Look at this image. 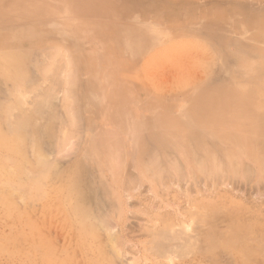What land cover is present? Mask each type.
Masks as SVG:
<instances>
[{
  "label": "rangeland",
  "instance_id": "rangeland-1",
  "mask_svg": "<svg viewBox=\"0 0 264 264\" xmlns=\"http://www.w3.org/2000/svg\"><path fill=\"white\" fill-rule=\"evenodd\" d=\"M0 47V264H264V0H0Z\"/></svg>",
  "mask_w": 264,
  "mask_h": 264
},
{
  "label": "bare ground",
  "instance_id": "bare-ground-1",
  "mask_svg": "<svg viewBox=\"0 0 264 264\" xmlns=\"http://www.w3.org/2000/svg\"><path fill=\"white\" fill-rule=\"evenodd\" d=\"M45 2H46V1H45ZM66 5H67V4H66ZM16 18H17V17H16ZM19 18H20V17H18V19H19ZM20 20H21V19H20ZM66 30H67V29H66ZM68 32H69V31H68ZM228 41H229V40H228ZM233 43H234V42H233ZM235 43H237V42H235ZM228 44H229V43H228ZM228 44H227V45H228ZM232 45H233V44H232ZM58 46H59V45H58ZM58 46H57V47H58ZM57 47H56V48H57ZM60 47H61V46H60ZM235 47H236V46H235ZM0 48H1V47H0ZM236 48H238V46H237ZM236 48H235V49H236ZM243 49H244V48H243ZM54 50H55V49H54ZM55 51H57V50H55ZM64 51H65V50H64ZM236 51H237V50H236ZM240 51H241V50H240ZM242 51H243V50H242ZM1 52H2V51H1ZM7 52H8V51H7ZM7 52H6V54H7ZM10 52H11V51H10ZM58 53H59V52H58ZM62 53H63V52H62ZM64 53H65V52H64ZM66 53H68V51H66ZM236 53H237V52H236ZM4 54H5V52H4ZM60 54H61V52H60ZM237 54H238V53H237ZM245 54H246V53H245ZM9 55H10V54H9ZM64 55H65V54H64ZM240 55H241V54H240ZM247 55H248V53H247ZM249 55H250V54H249ZM0 56H2V55L0 54ZM7 56H8V55H7ZM67 56H68V55H67ZM69 56H70V55H69ZM244 56H245V55H244ZM9 57H10V56H9ZM246 57H247V56H246ZM248 57H249V56H248ZM250 57H251V56H250ZM67 58H68V57H67ZM263 58H264V57H263ZM10 59H11V57H10ZM70 59H71V58H70ZM239 59H240V58H239ZM242 59H243V57H242ZM248 59H250V58H248ZM20 60H21V57H20ZM250 60H251V59H250ZM252 60H253V59H252ZM257 60H258V59H257ZM7 61H9V60H7ZM11 61H14V59H12ZM68 61H69V60H68ZM68 61H67V62H68ZM243 61H244V60H243ZM254 61H255V60H254ZM258 61H259V60H258ZM19 62H20V61H19ZM67 62L64 60L63 63L66 64ZM71 62H72V61H71ZM244 62H245V61H244ZM252 62H253V61H252ZM15 63H16V62H15ZM250 63H251V62H250ZM255 63H256V62H255ZM255 63H254V64H255ZM2 64H3V63H2ZM10 64H13V63H10ZM65 64H64V65H65ZM67 64H68V63H67ZM67 64H66V65H67ZM71 64H72V63H71ZM71 64H69V65H71ZM244 64H245V63H244ZM248 64H249V63H248ZM251 64L253 65V63H251ZM14 65H15V64H14ZM19 65H20V64H19ZM263 65H264V63H263ZM234 66H235V65H234ZM247 66H248V65H247ZM253 66H254V65H253ZM253 66H252V67H253ZM2 67H3V65H2ZM240 67H241V66H240ZM248 67H249V66H248ZM11 68H12V67H11ZM14 68H15V67H14ZM19 68H20V67H19ZM69 68H71V67L69 66ZM256 68H257V67H256ZM2 69H3V71H4V69H6L5 66H4ZM12 69H13V68H12ZM245 69H246V68H245ZM245 69H244V71H245ZM0 70H1V66H0ZM7 70H8V69H7ZM15 70H16V68H15ZM237 70H238V69H237ZM246 70H247V69H246ZM249 70H251V69H249ZM254 70H255V69H254ZM256 70H257V69H256ZM3 71H2V72H3ZM8 71H9V70H8ZM16 71H17V70H16ZM5 72H6V70H5ZM9 72H10V71H9ZM48 72H49V71H48ZM248 72H249V71H248ZM254 72H255V71H254ZM254 72H253V73H254ZM6 73H7V72H6ZM43 73H46V74H47V72H43ZM246 73H247V72H246ZM250 73H251V72H250ZM70 74H71V73H70ZM243 74H244V73H243ZM246 75H249V74L247 73V74H244V76H243V75H242V76L245 77ZM253 75H255V74H253ZM253 75H252V76H253ZM10 76H11V75H10ZM12 76H13V75H12ZM15 76H16V75H15ZM15 76H13V77L15 78ZM250 77H251V76H250ZM207 78H208V77H207ZM207 78H206V79H207ZM10 79H11V78H10ZM12 79H13V78H12ZM16 79H17V76H16ZM13 80H14V79H13ZM16 81H17V80H16ZM179 82H183V80H182V81H179ZM185 82H187V81H185ZM75 83H76V82H74L73 84L71 83L72 86H73ZM183 83H184V82H183ZM183 83H180V85L183 84ZM200 83H201V82H200ZM177 84L179 85V83H176V85H177ZM197 84H198V83H197ZM238 84H239V83H238ZM240 85L242 86L241 83H240ZM72 86H70V87H72ZM76 86H77V85H76ZM149 86H150V85H149ZM183 86H184V84H183ZM70 87H69V88H70ZM177 88H179V87L177 86ZM72 89H74V86H73ZM17 90H18V89H17ZM69 90L71 91V88H70ZM185 90H186V89H185ZM15 91H16V90H15ZM67 91H68V90H67ZM70 91H69V93H71ZM72 91H73V90H72ZM74 91H75V90H74ZM74 91H73V92H74ZM17 92H18V91H17ZM67 93H68V92H67ZM14 94H15V93H14ZM18 94H19V93H18ZM21 94H22V92H21ZM23 94H24V93H23ZM49 94H50V93H49ZM75 94H76V93H75ZM75 94H74V95H75ZM16 95H17V94H16ZM69 95H70V94H69ZM69 95H67V96H69ZM46 96H47V94H46ZM67 96H65V97H67ZM70 96H73V94H71ZM50 97H51V96H49V98H50ZM23 98H24V97H23ZM46 98H47V97H46ZM67 98H68V97H67ZM67 98H66V99H67ZM69 98H70V97H69ZM74 98H76V97H74ZM22 100H23V102H22ZM42 100H43V99H42ZM44 100H47V99H44ZM49 100H50V99H49ZM73 100H74V99H73ZM73 100H70V104H71V105H69V104L67 103V104L69 105L68 108H71V106H72L71 101H72V102H75V101H73ZM76 100H77V99H76ZM2 101H3V100H2ZM19 101H20V99H19ZM40 101H41V100H40ZM40 101H39V102H40ZM257 101H258V100H257ZM21 102H22V104L24 103V99H22V97H21ZM21 102H20V104H21ZM41 102H42V101H41ZM43 102H44V101H43ZM2 103H5V102H2ZM6 103H7V102H6ZM16 104H17V103H16ZM16 104H15V105H16ZM73 104H74V103H73ZM0 105L2 106L1 101H0ZM15 105H13V107H15ZM256 105H258V104H256ZM1 106H0V107H1ZM8 106H10V107L12 108V105H10V104L7 105V104H6V107H7V108H8ZM16 106H17V105H16ZM21 106H22V105H21ZM258 106H259V105H258ZM2 108H3V106L1 107V109H2ZM72 108H73V106H72ZM72 108H71V109H72ZM1 109H0V110H1ZM13 109H14V108H13ZM16 109H17V110H20V109H18V108H16ZM22 109H23V108H22ZM11 110H12V109H11ZM66 110H67V109H66ZM2 111L4 112L5 109H2ZM72 111H73V109H72ZM8 112H9V111H7V112L5 111L4 113H7V114L9 115L11 111H10L9 113H8ZM70 112H71V111H70ZM70 112H69V115H68V114H67V115H68V117H69L68 119L71 121V124L75 123L76 121H79V120H78L79 117H76V115H77V111H76V112L73 111L71 114H70ZM4 113H3V114H4ZM24 113H25V112H24ZM73 113H76V114H75V117L77 118V120H76L75 122L72 123V118H71L70 115H72V117H73ZM7 114H6V116H7ZM1 115H2V114H1ZM12 116H13V115H12ZM12 116H11V117L9 116V118L11 119ZM14 116H15V115H14ZM20 116H21V115H20ZM22 116H23V115H22ZM51 116H52V115H51ZM77 116H78V115H77ZM15 117H16V116H15ZM75 117H73V121L75 120ZM9 118L6 117V118H5L6 121H7ZM13 118H14V117H13ZM122 118H123V117H122ZM10 119H9V120H10ZM18 119H19V120H18ZM18 119H17V120H18V123L21 124V122H22L21 120H23L24 118L21 119V118H19V116H18ZM68 119H67V120H68ZM1 120H2V119H1ZM9 120L6 122L8 125H9V123H8ZM24 120H25V119H24ZM24 120H23V121H24ZM19 121H21V122H19ZM70 121H69V122H70ZM214 121H215V120H214ZM0 122H1V121H0ZM11 122H12V123H11ZM13 122H15V121H14V120H12V121L10 120V124H13ZM79 122H80V121H79ZM3 123H4V120H3ZM16 123H17V121H16ZM22 123H23V124H21V126H19L20 124H17V126H16L15 123H14V127H15V128H13L12 125H9L8 127H9V128L12 127L11 130L14 131L15 129H17L16 127L19 126V127H18V130H16V133H18L19 129L22 128V127L24 126V129H20V130L25 131V130H26V129H25V128H26V127H25V122H22ZM67 123H68V122H67ZM1 125H3V124L1 123ZM79 125H82V124H79ZM79 125H78V126H79ZM66 126L68 127V126H69V123H68ZM71 126H72V125H71ZM71 126H70V127H71ZM76 126H77V125H76ZM78 126H77V127H78ZM2 127H3V126H2ZM5 127H7V126L5 125ZM67 127H66V128H67ZM72 127H73L72 129L74 130V126H72ZM77 127H76V128H77ZM9 128H7V129L5 128V130H7V132H8V131L10 132L11 130H9ZM68 128H69V127H68ZM2 129H3V128H2ZM2 129H1V126H0V143L4 144V145L7 146L8 148H11V149L16 150V151H20V153H21V150H22L21 147L26 146V145H25V144H26V143H25L26 140L24 141L25 144L22 145L21 142H23V140H22L23 137L21 136L20 133H18L17 136H16L15 132L13 133V134H15L14 136H13V134L11 135V133H10V134H9L10 137H9V136L4 135V134H3L4 132L2 133V131H1ZM3 130H4V129H3ZM5 130H4V131H5ZM69 130L71 131V129H69ZM30 131H31V130H30ZM30 131L28 130L29 133H30ZM70 131H69V132H70ZM110 131H111V130H110ZM28 132H27V131H26V133H25V132H22V134H24V133H25V134H28ZM76 132H78V131H76ZM111 132H113V131H111ZM5 133H6V132H5ZM6 134H7V133H6ZM25 134H24V135H25ZM65 134H66V133H65ZM7 135H8V134H7ZM24 135H23V136H24ZM32 135H33V134H32ZM67 135H68V134H67ZM71 135H72V134H71ZM26 136H27V135H26ZM28 136H29V134H28ZM33 136H34V135H33ZM183 136H184V135H183ZM24 137H25V136H24ZM30 137H31V135L29 136V138H30ZM60 137H61V136H60ZM68 137H69V136H68ZM77 137H78V136H77ZM114 137H115V136H114ZM26 138H27V137H25L24 139H26ZM29 138H27V139H28V140H32L31 138H33V137H31L30 139H29ZM58 138H59V137H58ZM63 138H64V137H63ZM65 138H66V135H65ZM183 138H184V137H183ZM183 138H182V140H183ZM186 138H189V137L187 136ZM61 139H62V138H61ZM28 140H27V145H28V142H31V141H28ZM76 140H78V138H77ZM62 141H63V139H62ZM62 141H61V143H62ZM66 141H67V140H66ZM258 141H259V140H258ZM32 142H33V140H32ZM20 143H21L22 146H20ZM35 143H36V142H35ZM154 143H155V142H154ZM257 143H258V142H257ZM29 144H31V143H29ZM64 144H65V141H64L63 145H64ZM31 145H34V144L32 143ZM75 145H76V144H75ZM75 145H73V146L75 147ZM78 145H79V144H78ZM109 145H111V143H110ZM262 145H263V144H262ZM2 146H3V145H1L0 147H2ZM28 146H29V145H28ZM57 146H58V143H57ZM68 146H69V145H68ZM118 146H119V145H118ZM153 146H154V145H153ZM180 146H181V145H180ZM30 147H31V146H29L28 148H30ZM37 147H38V145H37ZM58 147H59V146H58ZM65 147H66V146H65ZM65 147H64V148H65ZM114 147H115V146H114ZM28 148H27V149H28ZM34 148H35V146H34ZM59 148H61V146H60ZM111 148H112V145H111V147H110V149H109V152H110ZM152 148H153V147H152ZM159 148H160V147H159ZM206 148H207V146H206ZM209 148H210V147H209ZM209 148H208V150H209ZM32 149H33V147H31V151H32ZM66 149H67V148H66ZM150 149H151V148H150ZM182 149H183V148H182ZM1 150H2V149H1ZM35 150H36V149H35ZM37 150H38V149H37ZM37 150H36V154H38V156H37L36 158H39L40 155H41V152H42V151H39V150H41V149H39V150H38L39 152L37 153ZM114 150H115V149H114ZM116 150H117V149H116ZM257 150H258V149H257ZM263 150H264V148H263ZM66 151H67V150H65V152H66ZM68 151H69V150H68ZM258 151H259V150H258ZM23 152H24V151H23ZM61 152H62L63 154H66L65 152H63L62 149H61ZM111 152H112V151H111ZM120 152H121V151H120ZM207 152H208V151H207ZM225 152H227V151L225 150ZM250 152H251V150H250ZM263 152H264V151H263ZM2 153H3V152H2ZM18 153H19V152H18ZM18 153H17V155H18ZM31 153H33V151H32ZM39 153H40V155H39ZM67 153H68V152H67ZM118 153H119V151H118ZM118 153H114L113 156H116ZM146 153H147V152H146ZM215 153H216V152H215ZM9 154H10V153H9ZM22 154H23V153H22ZM26 154H27V153H26ZM28 154H29V153H28ZM102 154H103V153H102ZM153 154H154V153H153ZM209 154H210V153L208 152V155H209ZM212 154H213V153H212ZM227 154H228V153H227ZM231 154H232V153H231ZM20 155H21V154H20ZM20 155H19V156H20ZM151 155H152V154H151ZM157 155H159V154H157ZM195 155H197V154H195ZM223 155H224V153H223ZM225 155H226V153H225ZM232 155H233V154H232ZM232 155H231V156H232ZM260 155H261V154H260ZM21 156L23 157V155H21ZM21 156L18 157V158H21ZM34 156H35V154H34ZM42 156H43V154H42ZM42 156H41V157H42ZM65 156H66V155H65ZM109 156H110V157L112 156L111 153H110ZM109 156H108V154H107V157H109ZM118 156H119V154H118ZM118 156H116V158L113 157V158H115V160H113V161H116V162L118 163V158H117ZM122 156H123V155H122ZM167 156H168V155H167ZM211 156H212V155L210 154L208 157L211 158ZM213 156H216V154L213 155ZM213 156H212V157H213ZM218 156H219V155H218ZM258 156H259V155H258ZM3 157H4V156H3ZM3 157H2V159H3ZM8 157H9V156H8ZM14 157H15V156H14ZM31 157H32V156H31ZM124 157H125V155H124ZM144 157H145V156H144ZM184 157H185V156H184ZM184 157H183V158H184ZM194 157H195V156H194ZM196 157H197V156H196ZM196 157H195V158H196ZM205 157H206V154H205ZM224 157H225V156H224ZM226 157H227V160L229 161V160H230V159H229V156L226 155ZM232 157H233L234 159H237V158H235V155H233ZM4 158H5V157H4ZM6 158H7V157H6ZM6 158H5V159H6ZM16 158H17V157H16ZM111 158H112V157H111ZM111 158H110V159H111ZM151 158H155V157H152V156H151ZM156 158H158V157H156ZM156 158H155V159H156ZM214 158H216V157H213V158H212L213 160H212V159H211V160H212V161L216 160V159H214ZM221 158H222V157H221ZM253 158H254V157H253ZM260 158H264V154H263L262 156L259 157V160H260ZM0 159H1V158H0ZM5 159H4V160H5ZM32 159H33V158H32ZM39 159H40V161H41V163H39V164H41V165H42V164L45 165L44 163H47V162H44V161L42 160L43 157H42V158H39ZM116 159H117V160H116ZM158 159H159V158H158ZM158 159H156V161H157ZM199 159H200V161H201L202 158L200 157ZM239 159H240V158H239ZM20 160H21V159H20ZM23 160H27V159H24V157H23ZM44 160H45V158H44ZM123 160H124V159H123ZM195 160H196V159H195ZM195 160H194V161H195ZM203 160H204V159H203ZM6 161H7V162L10 161V158H8V160H6ZM12 161H13V160H12ZM17 161H18V160H17ZM36 161L38 162L39 160L36 159ZM40 161H39V162H40ZM42 161H43V162H42ZM106 161H107V160H106ZM113 161H109V159H108V162H110L111 165H113V164L111 163V162H113ZM159 161H160V160H159ZM173 161H175V160H173ZM200 161H199V163H200ZM204 161H205V160H204ZM204 161H203V164H200V165H203V166H200L197 162L195 163V164H197V165H196V166H197V169L199 168V170H198L199 172H200V168L202 167V168H201V173H202V172H203V173H204V172H207V171H206V168H205L206 165L204 164ZM231 161H233V160L231 159ZM235 161H236V160H235ZM254 161H255V160H254ZM10 162H11V161H10ZM22 162H23V161H22ZM26 162H29V161H26ZM31 162H33V161H31ZM55 162H56V161H55ZM129 162H130V161H129ZM149 162H150V164L152 163L150 160H149ZM201 162H202V161H201ZM220 162H221V161H220ZM233 162H234V161H233ZM12 163H14V161H13ZM19 163H20V162H19ZM52 163H54V162H52ZM95 163H96V162H95ZM117 163L115 164L116 166H117ZM177 163H178V162H177ZM177 163H176V165H178ZM208 163H209V162H208ZM213 163H214V162H213ZM218 163H219V160H218ZM221 163H222V162H221ZM227 163L229 164V162H227ZM230 163H231V162H230ZM240 163H241V162H240ZM258 163H259V168H260V170H261V168L264 169V159H261ZM8 164H9V163H8ZM108 164H109V163H108ZM120 164H121V162H120ZM152 164H153V163H152ZM223 164H224V163H223ZM1 165H2V164H1ZM27 165H29V164H25L24 167L27 166ZM43 165H42V166H43ZM111 165H109V166H111ZM173 165H175V164H173ZM179 165H180V164H179ZM204 165H205V166H204ZM213 165H214V164H213ZM215 165H216V164H215ZM215 165H214V166H215ZM218 165H219V164H218ZM237 165H238V162H237ZM237 165H236V162H235V166H234V168H237ZM20 166H21V165H20ZM35 166H37V165H35ZM45 166H47V165H45ZM48 166H49V170H51V169L53 168V167L51 166V164H50V165L48 164ZM48 166H47V167H48ZM53 166H55V168H53V170H54V169H55V170H58V169H56L57 164H56V165H53ZM113 166H114V165H113ZM181 166H182V165H181ZM223 166H224V165H223ZM239 166H240V165H238V167H239ZM245 166H246V164H245ZM2 167H5V166L2 165ZM32 167H33V166H32ZM47 167H45V168L47 169ZM51 167H52V168H51ZM175 167H177V166H175ZM203 167H204V170H205V171H203ZM209 167H210V169H211V166H210V165H209ZM219 167H221V166L219 165ZM219 167H218V168H219ZM226 167H227V166H226ZM230 167H232V166L230 165ZM248 167H249V166H248ZM248 167H247V168H248ZM21 168L24 169L23 166H22ZM21 168H20V169H21ZM82 168H83V167H82ZM110 168H112V170H113L114 167L111 166ZM110 168H109V170H110ZM116 168H118V167H116ZM163 168H164V167H163ZM245 168H246V167H245ZM247 168H246V169H247ZM259 168H258V169H259ZM1 169H2V168H1ZM5 169H6V167H5ZM34 169H35V168H34ZM99 169H100V167L98 168V170H99ZM114 169H115V168H114ZM178 169H179V168H178ZM210 169H208V170L210 171ZM215 169H216V168H215ZM219 169H221V168H219ZM248 169H249V168H248ZM263 169H262V170H263ZM6 170L8 171V167H7ZM17 170H18V169H17ZM26 170H29V168L27 169V167H26ZM41 170H42V169H41ZM53 170H52V171H53ZM59 170H60V169H59ZM61 170H62V168H61ZM159 170H160V169H159ZM191 170H192V169H191ZM230 170H231V169H230ZM232 170H233V167H232ZM262 170H261V171H262ZM3 171H4V169H3ZM22 171H23V170H22ZM43 171H44V173H45L44 166H43ZM52 171H50V172L53 173L52 175H54V171H53V172H52ZM62 171H63V170H62ZM182 171H183V170H182ZM193 171H194V170H193ZM198 171H197V172H198ZM215 171H216V170H215ZM215 171H214V172H215ZM235 171H236V169H235ZM235 171H234V172H235ZM237 171H238V169H237ZM263 171H264V170H263ZM4 172H5V174H6V171H4ZM10 172H11V171H9V173H10ZM32 172H33V171L30 170L28 173H32ZM50 172L47 173V175L50 174ZM58 172H60V171H58ZM58 172L56 173V171H55L56 176H57V174H59ZM79 172H80V171H79ZM99 172H100V171H99ZM111 172H112V171H111ZM220 172H221V171H220ZM231 172H232V171H231ZM242 172H243V171H242ZM0 173H2V172L0 171ZM7 173H8V172H7ZM11 173L13 174V172H11ZM11 173H10V174H11ZM17 173H18V171H17ZM25 173H26V172H25ZM28 173H27V176H28ZM38 173H39V171H38L37 173H36V172H35V173H32V175H33V174H34V175H37ZM42 173H43V172H42ZM44 173H43V174H44ZM60 173H61V172H60ZM63 173H64V172H63ZM83 173H84V172H83ZM203 173H202V174H203ZM209 173H211V172H209ZM209 173H208V174H209ZM217 173L219 174V172H217ZM236 173H237V172H236ZM243 173H244V172H243ZM243 173H242V174H243ZM246 173H251V172H250V169H249V171L246 170V171H245V174H246ZM258 173H259V172H258ZM263 173H264V172H263ZM3 174H4V173H3ZM5 174L2 175V176H4L5 178H6V176H7V179H8L9 176H8V175L5 176ZM23 174H24V173H23ZM69 174L71 175V173H69ZM100 174H101V172H100ZM100 174H99V175H100ZM109 174L111 175V173H109ZM161 174H162V172L160 173V175H161ZM168 174H169V173H168ZM184 174H185V173H184ZM191 174H192V173H191ZM215 174H216V173H215ZM215 174H214V175H215ZM218 174H217V175H218ZM223 174H224V173H223ZM223 174H222V176H223ZM231 174H232V173H231ZM231 174H229V175L231 176ZM239 174H240V173H239ZM0 175H1V174H0ZM30 175H31V174H30ZM59 175H62V173L59 174ZM70 175H69V176H70ZM73 175H74V174H73ZM101 175H102V174H101ZM157 175H159V174H157ZM160 175H159V176H160ZM163 175H165V174L163 173ZM193 175H195V172L193 173ZM209 175H210V174H209ZM219 175H220V174H219ZM233 175H234V173H233ZM14 176H15V174H14ZM27 176H26V174H25V177H27ZM43 176H44V175H43ZM50 176H51V174H50ZM50 176H49L48 181L51 180V179H53V177H56V176L54 175L53 177L51 176V179H50ZM88 176H89V174H88ZM154 176H155V174H154ZM154 176L152 175L151 177H154ZM195 176H196V175H195ZM205 176H206V174H205ZM252 176H254V175H252ZM263 176H264V175H263ZM20 177H21V176H20ZM20 177L18 176V180L20 179ZM28 177H29V176H28ZM34 177H35V179L38 178V181H39V179L41 178V177L39 178V176H37V177L34 176ZM83 177H84V176H83ZM125 177H126V176H125ZM125 177H124V179H125ZM129 177H130V176H129ZM160 177H161V176H160ZM165 177H166V176H165ZM192 177H193V178H196V177H194V176H192ZM200 177L202 178L203 176L201 175ZM206 177H208V176H206ZM11 178H13L12 175H11ZM16 178H17V177H16ZM29 178H30L29 180H31V179H32V176L29 177ZM44 178H48V177H44ZM58 178H59V177H58ZM58 178H57V180H58ZM99 178H100V177H99ZM137 178H138V177H137ZM156 178H157V176H156ZM158 178H159V177H158ZM158 178H157V179H158ZM171 178H172V177H171ZM179 178H180V177H179ZM210 178H211V176H210ZM219 178H220V177H219ZM223 178H224V177H223ZM234 178H236V177H234ZM9 179H10V177H9ZM22 179L24 180V178H22ZM22 179H21V180H22ZM25 179H26V178H25ZM33 179H34V178H33ZM75 179H76V178H75ZM83 179H84V178H83ZM164 179H165V178H164ZM186 179H187V178H186ZM202 179H203V178H202ZM220 179H222V177H221ZM230 179H231V178H230ZM252 179H253V177H252ZM261 179H262V178H261ZM0 180H3V178L1 179V177H0ZM14 180H15V179H14ZM40 180L42 181V178H41ZM54 180H55V179H54ZM57 180H55V181H57ZM68 180H69V179H68ZM71 180H72V179H71ZM128 180H129V179H128ZM136 180H137V179H136ZM138 180H139V179H138ZM172 180H173V179H172ZM179 180H180V179H179ZM183 180H184V179H183ZM200 180H201V179H200ZM206 180H207V178H206ZM214 180H215V178H214ZM222 180H223V179H222ZM226 180H227V179H226ZM233 180H234V179H233ZM248 180H249V183H250V179H248ZM248 180H247V181H248ZM256 180H257V179H256ZM259 180H260V179H259ZM263 180H264V179H263ZM4 181H5V180H4ZM4 181H3V183H4ZM8 181H9V180H8ZM12 181H13V180H12ZM41 181H40V182H41ZM44 181H47V180H44ZM44 181H43V182H44ZM52 181H53V180H52ZM55 181H54V182H55ZM59 181H60V180H59ZM130 181H131V180H130ZM140 181H141V179H140ZM148 181H149V180H148ZM153 181H154V180H153ZM156 181H157V180H156ZM184 181H185V180H184ZM197 181H198V180H197ZM223 181H224V180H223ZM1 182H2V181H1ZM21 182H22V181H21ZM21 182H20V183H21ZM33 182H34V181H33ZM75 182H76V181H75ZM75 182H74V183H75ZM83 182H84V180H83ZM123 182H124V181H123ZM161 182H162V181H161ZM164 182H165V181H164ZM201 182H202V181H201ZM3 183H2V184L0 183L1 186L3 185ZM9 183H10V181H9ZM9 183H8V184H9ZM17 183H18V182H17ZM23 183H24V182H23ZM28 183H29V182H28ZM57 183H58V181H57ZM115 183H116V182H115ZM134 183H135V182H134ZM136 183H137V182H136ZM147 183H148V182H147ZM165 183H167V182H165ZM165 183H164V184H165ZM175 183H176V181H175ZM196 183H197V182H196ZM228 183H229V181H228ZM233 183H234V182H233ZM233 183H232V184H233ZM8 184L5 182L4 185H3L2 187H5V185H7V186L5 187V188H7V187L9 186ZM10 184H11V183H10ZM21 184H22V183H21ZM24 184H25V183H24ZM32 184H33V183H32ZM32 184H31V185H32ZM75 184H76V183H75ZM85 184H86V183H85ZM85 184H84V186H85ZM142 184H143V183H142ZM221 184H222V183H221ZM235 184H236V183H235ZM12 185H14V184H12ZM19 185H20V184H19ZM26 185H27V184H26ZM29 185H30V183H29ZM29 185H28V186H29ZM134 185H135V184H134ZM137 185H138V184H137ZM158 185H160V184H158ZM214 185H216V184H214ZM255 185H256V184H254V186H255ZM261 185H262V184H261ZM1 186H0V189H1ZM32 186H33V185H32ZM58 186H59V184H58ZM72 186H73V185H72ZM91 186H92V185H91ZM125 186H126V185H125ZM142 186H143V185H142ZM166 186H168V185H166ZM197 186H198V185H197ZM217 186H218V185H217ZM262 186H263V185H262ZM13 187H15V186H12V190H13ZM16 187H17V186H16ZM16 187H15V188H16ZM60 187H61V186H60ZM85 187H86V186H85ZM131 187H132V184H131ZM147 187H148V186H147ZM159 187H160V186H159ZM169 187H170V186H169ZM169 187H166V188H169ZM211 187H212V186H211ZM256 187H257V186H256ZM9 188H10V187H9ZM9 188H8V189H9ZM15 188H14V189H15ZM19 188H20V191H21V189L24 190V189L21 188V187H19ZM31 188H33V187H30V189H31ZM52 188H53V187H52ZM81 188H82V187H81ZM81 188H80V189H81ZM112 188H113V187H112ZM254 188H255V187H254ZM17 189H18V188H17ZM27 189H28V188H27ZM54 189H55V188H54ZM57 189H58V188H57ZM74 189H75V188H74ZM80 189H79V190H80ZM102 189H104V188L102 187ZM128 189H129V188H128ZM130 189H131V188H130ZM211 189H212V188H211ZM249 189H250V188H249ZM262 189H263V188H262ZM15 190H16V189H15ZM55 190H56V189H55ZM76 190H77V189H76ZM83 190H84V189H83ZM152 190H153V189H152ZM199 190H200V189H199ZM207 190H208V189H207ZM253 190H256V189H253ZM2 191H3V190H2ZM4 191H5V189H4ZM9 191H10V189H9ZM18 191H19V189L16 190V192L19 193V194L22 193V191H21V192H18ZM24 191L26 192V191H28V190H24ZM30 191H31V190H30ZM48 191H49V190H48ZM51 191H52V190H51ZM87 191H88V190L86 189V193H88ZM210 191H211V190H210ZM16 192H15V193L13 192V195H15ZM45 192H46V191H45ZM54 192H55V191H54ZM62 192H63V191H62ZM80 192H81V191H80ZM211 192H212V191H211ZM253 192H254V191H253ZM11 193H12V192H11ZM23 193H24V192H23ZM26 193H27V192H26ZM26 193H24V195H25ZM39 193H40V192H39ZM39 193H38V195H39ZM46 193H47V192H46ZM46 193H45V194H46ZM52 193H53V192H52ZM57 193H58V192H57ZM208 193H209V192H208ZM263 193H264V192H263ZM2 194H3V193H2ZM4 194H5V192H4ZM40 194H41V193H40ZM78 194H79V193H78ZM206 194H207V193H206ZM212 194H213V193H211V195H212ZM27 195H28V193H27ZM27 195H26V196H23V195L21 196V194H20V197L26 199ZM29 195H30V193H29ZM43 195H44V194H43ZM59 195H60V194H59ZM75 195H76V194H75ZM75 195H74V196H75ZM254 195H255V194H254ZM16 196H18V195H16ZM48 196H49V195H48ZM54 196H56V195H54ZM77 196H79V195H77ZM87 196H88V195H87ZM94 196H95V195H94ZM20 197H18V198H20ZM39 197H40V196H39ZM42 197H43V196H42ZM44 197H46V196L44 195ZM44 197H43V198H44ZM49 197H50V196H49ZM82 197H83V196H82ZM101 197H102V196H101ZM111 197H112V195H111ZM3 198H4L3 201L6 200V202H8V201H10V200L12 199L11 194L8 192V190L6 191V194L3 196ZM27 198H28V200H30V199H29L30 197H27ZM71 198H73V196H72ZM74 198H75V197H74ZM83 198H84V197H83ZM83 198H80L81 202H82ZM93 198H94V197H93ZM95 198H96V197H95ZM106 198H107V197H106ZM106 198H105V199H106ZM250 198H251V197H250ZM14 199H15V201H16V198H14ZM25 199H24V201H25ZM58 199H60V198H58ZM61 199L63 200V198H61ZM76 199H77V198H76ZM76 199H75V200H76ZM190 199H191V198H190ZM259 199H260V198H259ZM34 200H35V199H34ZM40 200H41V199H40ZM93 200H94V199H93ZM107 200H108V199H107ZM112 200H113V199H112ZM116 200H117V199H116ZM195 200H196V199H195ZM203 200H204V199H203ZM44 201H45V200H44ZM72 201H73V200H72ZM19 202H20V201H19ZM19 202H17V203H19ZM28 202H31V201H28ZM47 202H48V201H47ZM52 202H53V201H52ZM57 202H59V201L57 200ZM61 202H62V201H61ZM73 202H74V201H73ZM73 202H72L71 204H73ZM78 202H79V199H78V201H77V204H78ZM104 202H105V201H104ZM228 202H229V201H228ZM50 203H51V202H50ZM68 203H69V202H68ZM68 203H67V204H68ZM99 203H100V202H99ZM117 203H118V202H117ZM192 203H193V202H192ZM256 203H257V202H256ZM20 204H23V202L20 203ZM26 204H27V203H26ZM26 204H25V205H26ZM28 204H29V203H28ZM34 204H35V203H34ZM47 204H49V203H47ZM47 204H46V205H47ZM77 204H76V205H77ZM83 204H85V203H83ZM49 205H50V204H49ZM49 205H48V206H49ZM55 205H56V203H55ZM58 205H59V203H58ZM61 205H62V204H61ZM61 205H60V206H56V207L59 208V207H61ZM81 205H82V204H81ZM81 205H80V208H82ZM87 205H89V204L87 203ZM202 205H203V204H202ZM245 205H246V204H245ZM0 206H2V205H0ZM20 206H21V205H20ZM50 206H51V205H50ZM68 206H69V205H68ZM82 206H84V205H82ZM147 206H148V205H147ZM190 206H191V205H190ZM200 206H201V205H200ZM219 206H220V205H219ZM256 206H257V205H256ZM42 207H43V206H42ZM53 207H54V204H53ZM53 207H52V209H53ZM56 207H55V209H57ZM85 207H86V206H85ZM8 208H9V206H8ZM61 208H62V207H61ZM73 208H74V207H73ZM75 208H76V206H75ZM77 208H78V207H77ZM89 208H91V206H90ZM102 208H103V207H102ZM9 209H10V208H9ZM14 209H15V208H14ZM24 209H25V207H24ZM24 209H21V211L24 210ZM44 209H45V208H44ZM82 209L84 210L85 208H82ZM145 209H146V208H145ZM242 209H243V208H242ZM259 209H260V208H259ZM11 210H13V209L11 208ZM49 210H50V209H49ZM49 210H48V211H49ZM53 210H54V209H53ZM62 210H63V208H62ZM83 210L79 209V210H77V211H80L79 213H81V214L83 215L86 211H88V207H87V210L85 209L86 211L84 210L85 212H83ZM95 210H96V209H95ZM99 210H100V209H99ZM152 210H153V209H152ZM203 210H204V209H203ZM212 210H213V209H212ZM226 210H227V209H226ZM247 210H248V209H247ZM13 211H14V210H13ZM15 211H16V210H15ZM18 211H19V209L17 210V212H18ZM26 211H28V210L26 209ZM42 211H44V210L42 209ZM45 211H46V210H45ZM56 211H57V210H56ZM223 211H225V210H223ZM9 212H10V210H9ZM51 212H52V210H51ZM51 212L49 211V213H51ZM59 212H60V211H59ZM73 212L75 213L76 211H73ZM89 212L92 213V211L90 210V211L87 212V214H88ZM99 212H100V211H99ZM146 212H147V210H146ZM149 212H151V210H150ZM155 212H156V211H155ZM182 212H184V211H182ZM187 212H188V211H187ZM214 212H215V211H214ZM216 212H217V211H216ZM3 213H4V212H3ZM11 213H13V212H11ZM46 213H47V211H46ZM46 213H45V214H46ZM60 213H61V212H60ZM60 213H59V214H60ZM69 213H70V212H69ZM71 213H72V212H71ZM74 213H73V214H74ZM77 213H78V212H77ZM231 213H232V212H231ZM23 214H24V213H23ZM27 214H29V211L27 212ZM62 214L64 215L63 212H62ZM75 214H76V213H75ZM81 214H79V215H81ZM160 214H161V213H160ZM177 214H178V213H177ZM189 214H190V213H189ZM215 214H216V213H215ZM24 215H25V214H24ZM24 215H23V216H24ZM84 215H85V214H84ZM93 215H95V214L92 213V216H93ZM148 215H149V214H148ZM154 215H155V213H154ZM170 215H171V214H170ZM181 215H182V214H181ZM5 216H6V215H5ZM21 216H22V215H21ZM25 216H26V215H25ZM64 216H65V215H64ZM66 216H67V215H66ZM66 216H65V217H66ZM74 216H75V215H74ZM76 216H77V215H76ZM96 216H97V215H95V216H93V217H96ZM102 216H103V215H102ZM16 217H18V216H16ZM71 217H72V215H71ZM81 217H82V216H81ZM84 217H85V216H84ZM86 217H87V215H86ZM89 217H90V216H89ZM157 217H159V216H157ZM175 217H176V216H175ZM247 217H248V215H247ZM73 218H74V217H73ZM152 218H153V217H152ZM159 218H160V217H159ZM163 218H164V217H163ZM254 218H255V217H254ZM23 219H24V218H23ZM23 219H22V220H23ZM25 219H26V218H25ZM63 219H64V218H63ZM66 219H67V217H66ZM71 219H72V218H71ZM82 219H83V218H82ZM103 219H104V218H103ZM161 219H162V218H161ZM184 219H185V217H184ZM246 219H247V218H246ZM248 219H249V218H248ZM18 220H19V219H18ZM64 220H65V219H64ZM67 220H68V219H67ZM78 220H79V219H78ZM85 220H86V218H85ZM165 220H166V219H165ZM250 220H251V219H250ZM253 220H254V219H253ZM2 221H3V220H2ZM80 221H81V219H80ZM88 221H90V218H89ZM88 221H86V222H88ZM175 221H176V220H175ZM175 221H174V222H175ZM181 221H182V220H181ZM251 221H252V220H251ZM27 222L31 223L30 221H27ZM69 222H70V221H69ZM97 222H98V221H97ZM99 222H100V221H99ZM163 222H164V220H163ZM178 222H179V220H178ZM240 222H242V221L240 220ZM25 223H26V222H25ZM83 223H84V222H81V225H82V226L84 225ZM104 223H105V221H104ZM106 223H107V222H106ZM112 223H114V222H112ZM156 223H157V222H155L154 224H156ZM23 224H24V223H23ZM70 224H71V223H70ZM72 224H73V222H72ZM76 224H77V221H76ZM87 224H88V223H87ZM87 224H86V225H87ZM92 224H93V223H92ZM178 224H179V223H178ZM26 225H27V224H26ZM31 225H32V223H31ZM79 225H80V224H79ZM79 225H78V226H79ZM89 225H90V224H89ZM170 225H171V223H170ZM183 225H184V224H183ZM183 225H181V227H182ZM29 226H30V224H29ZM33 226H34V225H33ZM94 226H95V225H94ZM99 226H100V225H99ZM108 226H109V225H108ZM174 226H175V225H174ZM174 226H171V227H174ZM177 226H178V225H177ZM184 226H186V225H184ZM205 226H206V225H205ZM237 226H238V225H237ZM80 227H81V226H80ZM87 227H88V226H87ZM97 227H98V226H97ZM162 227H163V225H162ZM171 227H170V228H171ZM179 227H180V226H179ZM33 228H34V227H33ZM84 228H86V227L84 226ZM98 228H99V227H98ZM155 228H156V226H155ZM170 228H168V229H170ZM183 228H184V227H183ZM82 229H83V228H82ZM99 229H102V228H99ZM149 229H150V228H149ZM179 229H181V228H179ZM187 229H189V227H188ZM234 229H235V228H234ZM91 230H92V229H91ZM150 230H152V229H150ZM160 230H161V229H160ZM77 231H78V230H77ZM84 231H85V230H84ZM86 231H87V230H86ZM112 231H113V230H112ZM172 231H173V230H172ZM172 231H170V233H171ZM184 231H185V228H184ZM176 232H177V231H176ZM176 232H175V233H176ZM182 232H183V231H182ZM189 232H190V230H189ZM78 233H79V232H78ZM78 233H77V234H78ZM93 233H94V232H93ZM93 233H92V237H93ZM95 233H96V232H95ZM157 233H158V232H157ZM167 234H169V233H167ZM33 235H34V234H33ZM84 235H85V234H84ZM86 235H87V234H86ZM163 235H164V234H163ZM163 235H161V237H162ZM186 235H187V234H186ZM5 236H6V235H5ZM81 236H82V235H81ZM118 236H119V235H117V237H118ZM165 236H166V235H165ZM165 236H164V237H165ZM187 236H189V235H187ZM0 237H1V236H0ZM78 237H79V236H78ZM85 237H86V236H85ZM87 237H88V236H87ZM113 237H114V236H113ZM113 237H112V238H113ZM159 237H160V236H159ZM166 237H167V236H166ZM172 237H173V236H172ZM239 237H241V236H237V238H236V236H234L233 239L235 240V238H236V240H237ZM258 237H259V236H258ZM3 238H4V235H3ZM7 238H8V237H7ZM44 238H46V237H44ZM114 238H115V237H114ZM114 238H113V239H114ZM157 238H158V237H157ZM176 238H177V237H176ZM178 238H179V237H178ZM186 238H187V237H186ZM204 238H205V237H204ZM259 238H260V237H259ZM4 239H6V237H5ZM113 239H112V240H113ZM117 239H118V238H117ZM117 239L115 238V240H117ZM165 239H166V238H165ZM173 239H174V238H173ZM188 239H189V238H188ZM196 239H197V238H196ZM205 239H210V240H211V238H209V237H206ZM213 239H214V237L212 238V240H213ZM219 239H220V237H219ZM228 239H229V238H228ZM257 239H258V238H257ZM7 240H9V239H7ZM44 240H45V239H44ZM44 240H43V241H44ZM46 240H47V239H46ZM85 240H86V239H85ZM87 240H88V239H87ZM89 240H90V239H89ZM89 240H88V241H89ZM112 240H111V242H112ZM153 240H154V239H153ZM157 240H158V239H157ZM166 240H167V239H166ZM189 240H190V239H189ZM212 240H211V241H212ZM220 240H221V239H220ZM238 240H239V239H238ZM151 241H152V240H151ZM211 241L207 240V243L209 244ZM213 241H214V240H213ZM155 242H156V241H155ZM182 242H184V241L182 240ZM256 242H260V241H256ZM114 243H115V241H114ZM146 243H147V242H146ZM159 243H160V242H159ZM185 243H186V242H185ZM192 243H193V242H192ZM207 243H204V244L206 245ZM212 243H213V242H211L210 244L212 245ZM214 243H215V242H214ZM117 244H118V242H117ZM117 244H116V245H117ZM119 244H120V242H119ZM119 244H118V245H119ZM160 244H161V243H160ZM210 244L207 246L208 248L205 247L206 250L209 249V251H210V250L212 249L211 247H209ZM215 244H216V243H215ZM231 244H232V243H231ZM118 245H117V246H118ZM195 245H196V244H195ZM223 245H224V244H223ZM239 245H240V244H239ZM243 245H244V244H243ZM95 246H97V245H95ZM98 246H99V244H98ZM114 246H115V244H114ZM158 246H159V245H158ZM89 247L91 248V246H89ZM174 247H175V246H174ZM212 247L216 248L215 245L212 246ZM240 247H241V245H240ZM245 247H246V245H245ZM255 247H256V246H255ZM95 248H96V247H95ZM97 248H98V247H97ZM100 248H101V247H100ZM118 248H119V247H118ZM180 248H181V247H180ZM210 248H211V249H210ZM214 248H213V249H214ZM241 248H243V246H242ZM248 248H249V247H248ZM213 249H212V250H213ZM91 250H92V249H91ZM145 250H146V249H145ZM149 250H150V249H149ZM164 250H165V249H164ZM177 250H178V249H177ZM197 250H198V249H197ZM203 250H204V249H203ZM212 250H211V251H212ZM214 250H215V249H214ZM249 250H250V249H249ZM97 251H98V250H97ZM117 251H118V250H117ZM101 252H102V251H101ZM150 252H151V251H150ZM162 252H164V251H162ZM165 252H166V251H165ZM179 252H180V251H179ZM239 252H240V251H239ZM109 253H110V252H109ZM118 253H119V252H118ZM180 253H181V252H180ZM183 253H184V252H183ZM183 253H182V254H183ZM119 254H120V253H119ZM100 255H101V254H100ZM127 255H128V254H127ZM169 255H170V254H169ZM160 256H161V255H160ZM114 257H115V256H114ZM136 257H137V256H136ZM161 257H162V256H161ZM166 257H167V256H166ZM168 257H169V256H168ZM105 258H106V257H105ZM163 258H164V257H163ZM102 260H103V259H102ZM145 260H146V258H145ZM145 260H144V261H145ZM137 261H138V260H137ZM137 261H136V263H137ZM171 261H172V260H171ZM247 261H248V260H247ZM251 261H252V260H251ZM252 262H253V261H252ZM130 263H131V262H130ZM245 263H246V262H245ZM99 264H101V263H99ZM102 264H103V262H102ZM148 264H149V263H148ZM251 264H252V263H251ZM257 264H259V263H257Z\"/></svg>",
  "mask_w": 264,
  "mask_h": 264
}]
</instances>
